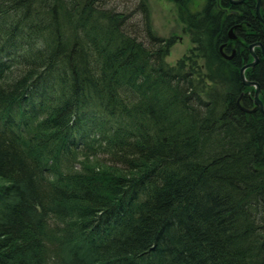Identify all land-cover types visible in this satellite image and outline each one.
I'll return each instance as SVG.
<instances>
[{
  "label": "trees",
  "instance_id": "1",
  "mask_svg": "<svg viewBox=\"0 0 264 264\" xmlns=\"http://www.w3.org/2000/svg\"><path fill=\"white\" fill-rule=\"evenodd\" d=\"M105 2L0 0V264H264L256 0L181 13L173 65Z\"/></svg>",
  "mask_w": 264,
  "mask_h": 264
},
{
  "label": "rangeland",
  "instance_id": "2",
  "mask_svg": "<svg viewBox=\"0 0 264 264\" xmlns=\"http://www.w3.org/2000/svg\"><path fill=\"white\" fill-rule=\"evenodd\" d=\"M139 2L140 0H106L105 3H106V7H112L118 12L126 13L128 21L134 24L137 23L138 24L137 27L140 28L142 26L141 15L138 14V10H137V8H139L138 7ZM144 3L149 13V20L152 30L159 36L175 37L174 44L171 46L170 51L166 56V62L168 64L173 65L176 62V60L182 57L184 54H186L188 52V49L192 46L191 33L186 31L184 24L181 21L180 14L184 12L186 13V11L190 13L199 11L203 7L205 0H188L186 2V7L183 8H180L179 5L173 0H144ZM230 34L233 35V37H230ZM228 35L231 39L232 38L235 39L236 30L234 28L233 29L230 28L228 30ZM256 46L258 45L252 46V51L255 55H256L255 53ZM249 52L252 56L251 61H253V55L250 51V48H249ZM257 61H258V56H257ZM245 69L243 73L245 72ZM250 86L253 87L255 92L256 87L254 85H250ZM254 92H253V96H254ZM259 94H260V87H259L258 98H259ZM253 106H254L253 108L259 109L254 105V102H253ZM253 108H251L250 110H252Z\"/></svg>",
  "mask_w": 264,
  "mask_h": 264
},
{
  "label": "water",
  "instance_id": "3",
  "mask_svg": "<svg viewBox=\"0 0 264 264\" xmlns=\"http://www.w3.org/2000/svg\"><path fill=\"white\" fill-rule=\"evenodd\" d=\"M230 3L232 4H238V3H241L243 0H229ZM260 0H256V5H255V14H256V17L261 21V23L263 24L264 26V20L262 19L261 15H260ZM230 37H233V35L230 34ZM253 45H258L260 48H261V51H262V54L264 55V48H263V45L261 43H254V44H251L249 46L250 48V51L253 55V61H251L250 63H247L245 65H243L240 69V77L244 83V85L246 86H250V85H254L256 87V90L254 92V96H253V102H254V105L256 107L259 108V110L264 114V107L262 105V102L260 101V99L258 98V93H259V85L256 83V82H253V81H249L245 78L244 76V69L247 68V67H250V66H253L256 62H257V56L253 53L252 51V46ZM220 49H222V46L220 47ZM222 55L227 58V59H230L232 58V56L234 55V51H232V53L230 55H226L224 53H222Z\"/></svg>",
  "mask_w": 264,
  "mask_h": 264
}]
</instances>
